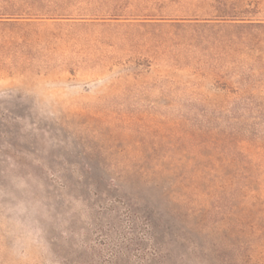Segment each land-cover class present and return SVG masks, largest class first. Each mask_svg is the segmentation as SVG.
I'll list each match as a JSON object with an SVG mask.
<instances>
[{"label": "rangeland", "instance_id": "1", "mask_svg": "<svg viewBox=\"0 0 264 264\" xmlns=\"http://www.w3.org/2000/svg\"><path fill=\"white\" fill-rule=\"evenodd\" d=\"M264 264V0H0V264Z\"/></svg>", "mask_w": 264, "mask_h": 264}, {"label": "clouds", "instance_id": "2", "mask_svg": "<svg viewBox=\"0 0 264 264\" xmlns=\"http://www.w3.org/2000/svg\"><path fill=\"white\" fill-rule=\"evenodd\" d=\"M12 231L14 234V240L12 242V245L8 249L11 256L16 257L17 259H23L25 253L29 250H32L37 252L42 257L41 264H49L47 259L43 258L47 250L38 248L34 244L30 243V234L25 231L24 226L21 222L16 221L13 224Z\"/></svg>", "mask_w": 264, "mask_h": 264}]
</instances>
